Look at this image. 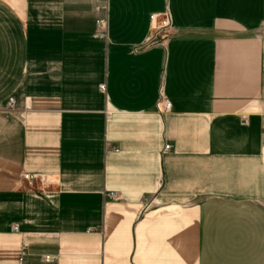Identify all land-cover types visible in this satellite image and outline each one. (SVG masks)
I'll use <instances>...</instances> for the list:
<instances>
[{
	"label": "crops",
	"instance_id": "1",
	"mask_svg": "<svg viewBox=\"0 0 264 264\" xmlns=\"http://www.w3.org/2000/svg\"><path fill=\"white\" fill-rule=\"evenodd\" d=\"M101 1L0 0V264H264V0Z\"/></svg>",
	"mask_w": 264,
	"mask_h": 264
},
{
	"label": "built area",
	"instance_id": "2",
	"mask_svg": "<svg viewBox=\"0 0 264 264\" xmlns=\"http://www.w3.org/2000/svg\"><path fill=\"white\" fill-rule=\"evenodd\" d=\"M97 3H99V5L96 7V10L98 12H105L106 11V5L103 1L101 0H96ZM152 26H153V32H157L163 29H167L171 23L169 20V16L167 15V13H165L162 18L158 19L157 17H153L152 20ZM97 27H98V31L96 33V37L97 38H104L105 37V26H106V19L104 17L99 18L96 21ZM8 108L12 109L14 107V98H9L8 99ZM161 110L163 112H168L171 110V103L163 98V96H161ZM170 145H165L164 146V151L169 150ZM21 180L24 181L28 187H32L34 186V184H39L40 188L42 189H46L49 188L51 181L50 179L45 176V175H41V174H22L21 175ZM13 231L17 230V226H13L12 227ZM22 261V258L20 259Z\"/></svg>",
	"mask_w": 264,
	"mask_h": 264
}]
</instances>
